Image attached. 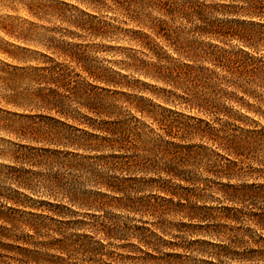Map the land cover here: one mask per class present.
Instances as JSON below:
<instances>
[{"label":"rangeland","instance_id":"374dc122","mask_svg":"<svg viewBox=\"0 0 264 264\" xmlns=\"http://www.w3.org/2000/svg\"><path fill=\"white\" fill-rule=\"evenodd\" d=\"M243 5L0 0V264H264V16ZM225 58L257 70L248 94Z\"/></svg>","mask_w":264,"mask_h":264},{"label":"trees","instance_id":"16d2710c","mask_svg":"<svg viewBox=\"0 0 264 264\" xmlns=\"http://www.w3.org/2000/svg\"><path fill=\"white\" fill-rule=\"evenodd\" d=\"M244 5L241 7L246 11V13L252 17H262L264 16V0H241ZM167 6V11L171 15L176 14H186L188 11H197L202 8L203 3L186 1L180 5H174L170 1L164 2ZM160 5V4H159ZM197 8V9H196ZM127 11H130V7L126 8ZM223 67L227 68V72L230 73L232 80L231 83L236 89L241 90L244 94H248L249 84H254V79L257 75V70H250L245 63L240 62L237 59L225 58L223 60ZM253 77V78H252Z\"/></svg>","mask_w":264,"mask_h":264}]
</instances>
